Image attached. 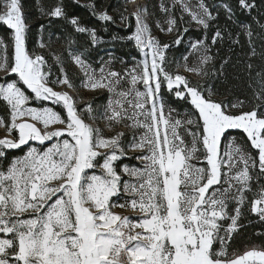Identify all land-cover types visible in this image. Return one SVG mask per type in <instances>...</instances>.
I'll return each mask as SVG.
<instances>
[{"label": "snow or ice", "instance_id": "6c2138e0", "mask_svg": "<svg viewBox=\"0 0 264 264\" xmlns=\"http://www.w3.org/2000/svg\"><path fill=\"white\" fill-rule=\"evenodd\" d=\"M175 3L189 23L204 31L203 38L190 42L195 65L189 66L184 57L185 72L201 79L223 76L228 63L226 58L217 68L210 54L225 35L232 39L227 26L214 27L220 11L251 45L252 25L240 21L237 12L251 14L264 7V0H236L235 6L222 3L213 15L205 0L195 6L190 0ZM84 6L99 20L114 22L95 3ZM39 10L49 21L64 19L75 32L86 33L91 46L101 42L97 29L68 16L62 0ZM161 10L169 12L164 4ZM146 14V6L131 14L136 30L128 37L144 58L123 73L112 67L123 59L109 52L93 68L86 58L88 49H74L75 41L69 40L68 55L83 73L82 87L108 94L105 104L94 106L95 98L78 103L70 91L55 90L53 85L75 87L62 57L53 54L60 73L53 80L44 56L32 55L26 47L29 26L22 0H0V24L11 32L13 48L10 62L8 44L0 38V71L17 77L0 83V101L7 112L0 116V128L7 132L0 137V264H264V247L229 251L246 201L264 221V71L256 73L255 85L248 84L256 101L250 109L238 98L217 99L212 85L166 69V51L172 45L151 35ZM121 19L127 17L121 13ZM253 20L264 31V24ZM165 23L166 28L157 21V27L175 31L173 43H182L189 31L180 26L184 16L170 15ZM39 46L46 47L43 39ZM255 55L252 47L250 58ZM247 68L251 75L252 65ZM165 87L190 103L182 118L173 117L176 109L165 100ZM30 101L53 106L34 107ZM54 106H62L61 111ZM118 125L132 130L127 144L124 131L105 134V127L114 130ZM233 129L242 130L249 144L233 138L222 151V139ZM22 146L27 147L23 155L9 157L10 150ZM128 151H138L133 158L140 167L119 164ZM248 193H253L251 200ZM121 197L122 203L114 202ZM117 207L140 216L130 219L114 211Z\"/></svg>", "mask_w": 264, "mask_h": 264}, {"label": "trees", "instance_id": "16d2710c", "mask_svg": "<svg viewBox=\"0 0 264 264\" xmlns=\"http://www.w3.org/2000/svg\"><path fill=\"white\" fill-rule=\"evenodd\" d=\"M58 2H61V0H22L26 23L29 26L26 47L32 55L44 56L48 64L52 66V77L55 76V74H58V76L60 75L58 66L54 62L53 54H55L62 57L69 78L75 86H80L81 80L84 79L81 69L69 58V40L75 41V44L72 45L74 49H88L90 55L86 58L88 62L92 64L93 68H98L100 58L104 57L107 59V54L109 52L123 59V64L117 59L112 65L114 70L120 71L121 73H123L124 69L135 67L144 58L143 53L136 47L135 41L128 39L133 31V25L127 26V28L118 25L119 17H121V13H124L125 8L122 0H62L65 11L69 17L76 16L79 18L82 26L97 29L101 42L94 47L90 45L89 37L86 33L75 32L73 26L64 19L52 18L51 21H49V18L41 15L39 10L40 7L50 8ZM172 2L173 0H146L147 10L152 22L156 26L157 21H159L161 26L166 28L167 25L165 21L170 15L177 19L183 15L185 23L180 26L189 27L188 33L184 36L182 43L179 45L173 43L177 35L175 31L170 33L173 34V36H158L162 44L168 43L172 45L166 51V69L173 73L179 71L181 74L188 76L193 82L199 80L202 84L207 83L212 85L216 91L217 99L235 102L238 98L244 101L245 110L250 109L256 101L254 99L253 89L249 88L248 84L252 82L253 85H255L258 79L256 73L264 71V31L254 22L253 18L259 20L260 24H264V7L252 11L251 14L247 12L240 14L237 12V17L240 21L252 25L254 35L251 45L249 44L248 37L241 32V29L236 24L226 21L223 11H220V16L218 20L214 22V27L217 25L221 28L227 26L228 30L232 33V39H229L228 36L225 35L222 42L212 46L210 54L215 57L217 68H219L221 62L226 58L228 59V63L225 65L223 76L210 75L209 77L201 79V77L185 72L184 57H188L187 64L189 66L195 65L197 55L190 49V42L198 38H203L204 31L195 23H189V17L187 13H182L179 3H176L173 11H171L170 6ZM226 2H230L235 6L236 0H205V3L213 9V15L216 14L215 10L218 9L222 3ZM257 2H259V0H257ZM89 3H95L97 10L106 9L108 14L113 17L114 22H104L92 15L91 10L84 6ZM161 4H164L165 7L169 9L168 13L161 10ZM132 13L133 12H130V14ZM130 19L132 20L133 17L131 16ZM41 24L45 25L44 30L40 28ZM156 29L161 35L160 27ZM213 30L207 33L209 44L211 43ZM237 33L241 34L237 36ZM10 36L11 32L7 27L0 24V38L4 39L8 44V57L11 62L13 48ZM114 36L117 37V39L114 40ZM41 39H43L46 47L41 48L39 46ZM236 39L239 40V43H234ZM252 47L255 48L256 55L250 58ZM248 64L252 65L251 75H249V70L247 68ZM162 91L164 92V97L168 105L176 109V112L172 114L173 117L182 118L184 114L190 110V103L178 100L167 91L166 87L162 89ZM97 94L102 96L97 105L105 104L108 94L103 91H98ZM177 113H179V115H177ZM0 116H7L6 107L2 101H0ZM233 138L238 144H249L246 134L242 130H228L226 136L222 139V151ZM25 148V146H22L21 150H10L9 157L23 155ZM123 161L126 162L128 160L124 158ZM261 183H264V181H261ZM256 187L257 186L254 184V191ZM247 195L249 200L253 198V193H248ZM227 223L228 222L225 221V224ZM239 225L238 231L233 234L231 247L229 249L230 252L236 251L242 253L244 250L253 246L257 248L264 247V221H262L257 214L250 211V204L247 201L243 206Z\"/></svg>", "mask_w": 264, "mask_h": 264}, {"label": "rangeland", "instance_id": "374dc122", "mask_svg": "<svg viewBox=\"0 0 264 264\" xmlns=\"http://www.w3.org/2000/svg\"><path fill=\"white\" fill-rule=\"evenodd\" d=\"M125 8H124V16L127 17L126 20H122L121 17H119V26H125V28H127V26L133 25V31L130 34V36H132L136 30V20L133 17V19L131 20V14L130 12H134L136 11L137 7H145L146 6V0H122ZM196 0H190V3L192 6H195L196 4ZM175 0H173V2L171 3L170 6V10L173 11L174 6L175 5ZM146 19V22L149 24L150 29H151V35L153 37H155L158 41V36H173V34H170L167 31H161V35L158 33V30L156 29L157 26L152 22V19L149 15V12L147 10V14L144 17ZM156 26V27H155ZM31 54V53H30ZM58 76V74H55V76L52 77L53 80L56 79V77ZM16 75L15 74H11V75H6L3 71H0V83H3L4 80H14L16 79ZM55 90L58 91H63V90H68L71 92V94L74 95V97L76 98L78 103H83L84 101H89V100H93V98H95L94 101V106L97 105V103L100 102L102 96L100 94H97L98 92H92L88 89H85L84 87H82V85L80 86H75L73 89L69 90L64 88L63 86L60 85H53ZM29 95H32L30 90H28ZM30 106H34V107H41V106H53L51 105L50 102H42V101H30L29 102ZM56 111H61V107L62 106H54ZM65 114L62 112V115ZM92 123V121H87ZM100 126L104 127L103 122H100ZM105 134L106 135H112L114 134V131H124L125 132V136L123 137L124 143L127 144L128 142L131 141L132 139V133L130 129L125 128L123 125H119L117 126L114 130H109L108 128H104ZM7 135V132L4 128H0V137H3ZM140 135L139 132H137V137ZM32 144H35L36 146H39V142H31ZM46 142V145L47 146ZM25 151H27V147L25 148ZM24 151V152H25ZM138 151H128V155L126 157H122L121 161L119 162V164H127L129 166H137L140 167L141 166V162L138 160H135L133 157H135L136 155H138ZM124 158H127L128 161L124 162ZM119 170V169H118ZM96 174H99L100 170L96 169ZM93 172V170H87V174L91 175ZM125 179H128V177H124ZM124 201V197H121L119 201H115V203H122ZM114 211H116L117 213L121 214V215H127L130 217V219H137L140 216V213L138 211H134L131 208H115Z\"/></svg>", "mask_w": 264, "mask_h": 264}]
</instances>
